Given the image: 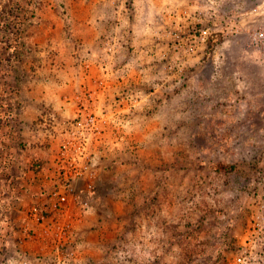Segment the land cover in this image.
I'll list each match as a JSON object with an SVG mask.
<instances>
[{
    "label": "rangeland",
    "instance_id": "rangeland-1",
    "mask_svg": "<svg viewBox=\"0 0 264 264\" xmlns=\"http://www.w3.org/2000/svg\"><path fill=\"white\" fill-rule=\"evenodd\" d=\"M138 1L0 0V264L50 255L55 234L33 233L25 217L31 130L63 111L41 98L77 74L138 98L131 111L121 103L117 138L96 157L92 209L72 221L78 264H264V87L239 90L230 76L211 91L197 61L167 81L162 0L148 15L151 0Z\"/></svg>",
    "mask_w": 264,
    "mask_h": 264
},
{
    "label": "built area",
    "instance_id": "built-area-1",
    "mask_svg": "<svg viewBox=\"0 0 264 264\" xmlns=\"http://www.w3.org/2000/svg\"><path fill=\"white\" fill-rule=\"evenodd\" d=\"M158 8L163 25L156 32L161 43L156 54L167 71V81L177 76L182 82L197 61L208 67L212 81L219 82L229 50L242 41L264 61V0L251 9H243L238 0H162ZM123 46L117 40V52ZM125 73L117 68L118 77ZM231 79L237 89L246 88L240 73H233ZM110 88L84 85L66 99L62 112L44 111L33 124V137L37 146L43 144L47 156L34 157L28 165V180L35 191L25 217L34 224L33 233L36 226L42 227L45 233L52 231L55 239L49 256L28 259L24 251L22 262L3 264H78L80 245L72 221L83 219L92 209L89 196L94 190L96 157L110 135L117 138L124 118L121 103L129 99L126 106L131 111L138 102L130 95L111 96ZM245 262L244 256L237 258L238 264Z\"/></svg>",
    "mask_w": 264,
    "mask_h": 264
},
{
    "label": "crops",
    "instance_id": "crops-1",
    "mask_svg": "<svg viewBox=\"0 0 264 264\" xmlns=\"http://www.w3.org/2000/svg\"><path fill=\"white\" fill-rule=\"evenodd\" d=\"M147 1V0H145ZM144 1V2H145ZM241 3V7L243 9H251L255 5L259 4L262 0H238ZM138 3H142V0H139ZM150 3V2H149ZM153 0H151V5H148L147 7L143 8L146 12L145 14L148 15V10H152L154 7ZM138 10V9H136ZM147 17V16H146ZM140 25V24H139ZM144 30L146 35L148 34V27L149 25L144 24L141 25ZM74 57V56H72ZM134 55H130L129 59L134 60ZM74 71V70H73ZM127 71V70H125ZM75 72V71H74ZM135 72V71H133ZM238 72L240 73L244 80H245V87L246 91H252L253 88L257 87L259 89L261 86L264 87V61L261 60L258 51L255 48L248 47L244 41L240 43H235V45L229 50L228 52V57L226 64L224 65L223 68V73H222V78L220 79L219 82H214L210 83L212 80L210 79L209 86H204V87H209L211 91L213 90H220L219 88L223 89L222 86L228 82L226 80L230 76H232L233 73ZM127 73V72H126ZM77 78V79H75ZM75 78L71 81V83L66 84L65 86L62 84L59 85V89L56 88L57 93H53L50 95V99L47 98H41V99H46L49 103H53L56 107H61L62 105H65L66 99L67 98H73V95L77 90H79L84 84H85V79L83 74H77ZM198 84L200 85L202 83V79L198 77ZM231 84V82H229ZM233 83V82H232ZM197 84V85H198ZM201 87V85H200ZM200 92H202V89H199ZM55 92V91H54ZM259 99V96H257ZM74 102V100H72ZM51 104V105H53ZM50 105V104H49ZM260 107V106H259ZM70 108H67V110ZM71 110H73V106L71 107ZM41 129V128H40ZM36 152H33L34 156H31L30 159L32 160L33 157H45L47 156V150L44 148L43 144H39V146L36 147L34 150ZM42 160V158H40ZM28 166V164H26ZM25 167V165L23 166ZM27 168V167H26ZM23 170V169H22ZM35 191V190H34ZM20 200L19 198L15 197ZM9 199H5L3 203H5V206H9ZM18 201H16L18 203ZM8 203V204H7ZM3 207V206H2ZM5 207L4 210V216H2L1 220H6V209ZM4 209V207H3Z\"/></svg>",
    "mask_w": 264,
    "mask_h": 264
}]
</instances>
